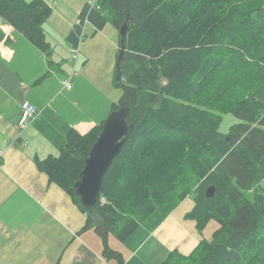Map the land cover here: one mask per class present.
Returning a JSON list of instances; mask_svg holds the SVG:
<instances>
[{"label":"trees","instance_id":"1","mask_svg":"<svg viewBox=\"0 0 264 264\" xmlns=\"http://www.w3.org/2000/svg\"><path fill=\"white\" fill-rule=\"evenodd\" d=\"M78 16L117 28L132 16L122 62L128 120L134 130L105 174L98 203L85 207L74 185L104 120L82 134L71 128L58 155L36 157L39 169L98 226L104 254L124 264L109 233L127 241L159 210L192 196L186 217L219 227L189 252L160 264H264V0H98ZM46 0H0L6 20L44 50ZM82 25L69 34L78 45ZM1 38V30H0ZM121 48V47H120ZM233 115L228 132L225 115ZM212 186L213 196L207 195ZM101 197L106 201L102 202Z\"/></svg>","mask_w":264,"mask_h":264},{"label":"crops","instance_id":"2","mask_svg":"<svg viewBox=\"0 0 264 264\" xmlns=\"http://www.w3.org/2000/svg\"><path fill=\"white\" fill-rule=\"evenodd\" d=\"M46 1L52 7L44 23L48 50L6 20L0 21V264H119L105 256L98 226L86 227L87 214L63 188L50 182L35 161L58 155L71 128L85 134L112 111L115 102L108 101L100 109L96 104L98 110L91 114V101H84L91 81L113 85L116 59L109 58L105 79L96 80L97 74L91 76L96 70L91 48L102 38L114 49L117 32L108 22L102 27L87 22L78 42V59L72 61L71 47L76 44L69 34L88 0ZM107 31L110 37L105 36ZM120 47L121 42L119 51ZM73 71V87L67 89L62 80ZM26 101L36 106L37 114L22 127L19 120ZM186 199L162 218L141 225L125 242L109 233L108 242L123 253L124 264H160L170 251L189 253L198 244L202 232L195 219L186 217L189 207L180 212ZM218 227L206 230L209 239Z\"/></svg>","mask_w":264,"mask_h":264},{"label":"water","instance_id":"3","mask_svg":"<svg viewBox=\"0 0 264 264\" xmlns=\"http://www.w3.org/2000/svg\"><path fill=\"white\" fill-rule=\"evenodd\" d=\"M132 16L129 14L125 22L119 28L121 48L117 60V74L115 81L122 79V62L125 57L126 36L130 29ZM130 107L123 100L121 106L110 112L103 123V128L94 142L85 166L79 174L74 188L81 203L85 207H93L98 203L102 182L115 157L121 153L123 147L134 130V124L130 123L128 116ZM214 187L207 189V195L213 196Z\"/></svg>","mask_w":264,"mask_h":264},{"label":"rangeland","instance_id":"4","mask_svg":"<svg viewBox=\"0 0 264 264\" xmlns=\"http://www.w3.org/2000/svg\"><path fill=\"white\" fill-rule=\"evenodd\" d=\"M70 4H74L75 0H65ZM107 17H108V24L109 26H114V28L116 29V36L115 39L117 41V43L115 44V48L113 49V47H110L108 42L105 41L102 38H99L101 41L99 43V45L92 47L91 48V53H92V68H96V70H93L91 73V76L94 74H97L99 76V78H97L96 80H101L102 78L105 79V74H103L104 69L106 68L107 62L109 60V58L111 56H113L116 61H115V69L116 70V64H117V59H118V55H119V43H120V30L119 28L116 27V25L113 22L112 19V15L110 14V12L107 13ZM50 27V25H49ZM48 28V27H47ZM104 33V32H103ZM105 36L110 37V34L107 32L104 33ZM71 69H72V65H71ZM117 72V70H116ZM115 76H113V85L112 87L106 86L103 82L100 83H94L91 81V92H89L88 90H85L86 94H89L86 97V101L84 102H90L91 101V114L96 113V111L98 110V108L96 107V104H99V109L102 107V104H105V102L111 101L110 103L112 104L113 102L119 103L120 99L123 97V93H124V88L122 85H118L115 83ZM257 95L260 99H262L264 101V84L261 85L258 89H257ZM80 101L84 100V92L80 93ZM237 119L230 114L225 115V119L223 120V122L221 123V130L224 132H228L230 125L233 122H236ZM262 188L264 190V181L261 183ZM190 202V205H189ZM188 204V205H187ZM195 206V200L192 196L187 197L186 199V203L185 205L182 206V208L180 209V212H182L184 210L185 207H189V210H192L193 207ZM167 213L166 210H159L156 212V216H155V220L162 218L165 214ZM152 220V219H150ZM149 221V220H148ZM148 221H144L142 223V226H144V224H148ZM209 226L204 230H198L202 232V238L205 239H209V237L207 236L208 234L206 233V230L212 228L214 229V227L216 226V224L218 225V221L216 219H211ZM208 225V224H207ZM207 234V235H206ZM213 234H211L212 237Z\"/></svg>","mask_w":264,"mask_h":264},{"label":"built area","instance_id":"5","mask_svg":"<svg viewBox=\"0 0 264 264\" xmlns=\"http://www.w3.org/2000/svg\"><path fill=\"white\" fill-rule=\"evenodd\" d=\"M88 4H89V10H91L92 8L96 7L97 9H100V4L98 2V0H88ZM87 22H89V18L85 17L84 21H82V18L77 17L76 19V24L78 25H82V34L80 36V38L82 37L83 33H84V28L85 25L87 24ZM79 52H80V46L79 45H73L71 47V57L70 60L72 61H77L78 56H79ZM74 71L69 74L67 77H65L62 80V84L65 88L67 89H71L73 87V76H74ZM37 114V109L36 106L29 101H26L23 104V109H22V114L19 120V124L22 127H26L36 116ZM101 201L105 202L106 198L105 197H101Z\"/></svg>","mask_w":264,"mask_h":264}]
</instances>
